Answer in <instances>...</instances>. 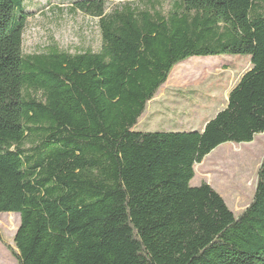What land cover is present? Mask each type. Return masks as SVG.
<instances>
[{
  "label": "trees",
  "instance_id": "obj_1",
  "mask_svg": "<svg viewBox=\"0 0 264 264\" xmlns=\"http://www.w3.org/2000/svg\"><path fill=\"white\" fill-rule=\"evenodd\" d=\"M99 19L101 48L23 51L35 7L0 0V212L17 264H264V156L238 215L195 165L264 132V0H62ZM249 55L201 130H135L180 63Z\"/></svg>",
  "mask_w": 264,
  "mask_h": 264
},
{
  "label": "rangeland",
  "instance_id": "obj_2",
  "mask_svg": "<svg viewBox=\"0 0 264 264\" xmlns=\"http://www.w3.org/2000/svg\"><path fill=\"white\" fill-rule=\"evenodd\" d=\"M69 1V0H68ZM127 0H106L107 10ZM135 4L142 0H133ZM172 0H162L165 11ZM35 7L23 35V51L38 53L48 45L77 53L98 51L102 40L99 19L62 0H26ZM251 66L249 55L194 56L172 70L168 82L147 105L135 130H201L204 123L223 109L229 92ZM264 156V132L252 142H226L195 165L191 186L210 184L226 201L235 215L252 200L258 170ZM20 214L0 212V234L14 246ZM0 264H17L9 249L0 241Z\"/></svg>",
  "mask_w": 264,
  "mask_h": 264
},
{
  "label": "crops",
  "instance_id": "obj_3",
  "mask_svg": "<svg viewBox=\"0 0 264 264\" xmlns=\"http://www.w3.org/2000/svg\"><path fill=\"white\" fill-rule=\"evenodd\" d=\"M167 82H168V81H167ZM167 82H166V83H167Z\"/></svg>",
  "mask_w": 264,
  "mask_h": 264
}]
</instances>
